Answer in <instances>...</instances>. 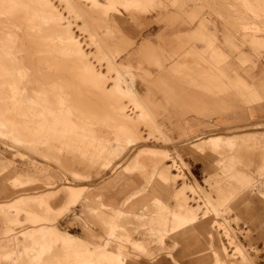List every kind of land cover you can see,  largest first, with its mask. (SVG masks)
<instances>
[{
	"label": "rangeland",
	"instance_id": "1",
	"mask_svg": "<svg viewBox=\"0 0 264 264\" xmlns=\"http://www.w3.org/2000/svg\"><path fill=\"white\" fill-rule=\"evenodd\" d=\"M120 10L129 12L119 15ZM135 12H154L148 15V26L137 29L142 30L141 34L133 32ZM124 14L131 19L126 20ZM164 30L170 37L166 52L159 49L157 38ZM61 35L66 41H60ZM146 38L151 45L143 49L141 45ZM73 46L81 49L79 55L71 49ZM218 46L229 55L221 58L218 66L233 61L235 70L240 72L243 68L249 82L252 79L247 77L252 76L254 68L261 67L264 74V0H0V137L3 138L0 159L9 163L6 173H0V180L6 178L8 183L7 179L13 175H22L33 178L37 184L20 185L15 193L0 191V204L21 196L38 199L29 204L24 202L26 205H19L16 211L0 209V217H15L26 206L45 214L44 200L39 199L52 198L59 192L52 201L56 207L67 197V186L85 188L84 193L80 190L79 203L59 215L54 226L50 221H35L29 209H24L29 221L25 215H19L18 222L12 224L13 232L4 234L10 256L0 258V264H77L80 260L84 261L82 264L106 263L95 259L84 247L74 251L65 248L61 241L54 242L53 249L40 251L35 239L37 231L44 229L46 234H52L47 229L52 226L93 246H103L110 239L107 248L125 264H134L131 250L146 256L151 247L153 252L161 254V259L167 260L170 249L162 251L160 246L166 236L168 245L175 241L180 244L176 255L181 264H264V239L259 238L264 232V212L258 209L264 207L261 199L264 197V101L257 104L260 111L254 113L251 88L244 86L233 71L228 75V92L222 93L218 88L221 82L216 81L211 67ZM139 47L145 69L124 66V56ZM172 51L186 55L175 61L169 56ZM88 61L95 72L104 75L99 83L85 74L83 68ZM166 65L176 86L162 71ZM141 76L149 87L160 91V99H164L165 91L170 96L172 103L165 107H157L155 97L144 100L152 111L157 110L158 121L170 128L176 127L180 111L194 125L207 127L224 113L228 126L244 127L195 130L183 134L180 141L179 134L174 132L176 140L172 142L152 116H144L132 98L124 97L125 92L134 94L130 91L137 78L139 84L143 83ZM240 92L246 95L243 99L237 97L239 102L232 106V95ZM220 93L230 98L222 100L216 96ZM214 99L221 101L212 105ZM120 103L126 108L125 116L130 122L116 116ZM165 111L171 115L170 119L163 116ZM64 118H68L70 125L66 139L54 140L53 129L64 132L67 128L54 123ZM81 124L90 131L78 128ZM80 135L90 141L80 139ZM214 136L228 138L232 143L216 149L206 147ZM150 148L160 154L148 153ZM205 159L213 168L205 167L202 162ZM238 167L250 175L244 183L247 195L253 193L255 186L263 187L260 195L250 196L262 202L254 204L258 208L241 205L225 212L218 207L219 201L215 202L205 190L210 191V184L217 179L220 183L226 180L216 176L213 181L215 174L226 178ZM131 180L135 183L130 187H121ZM135 190L138 197L131 204L140 215L115 212L105 203L111 195L116 204L120 203ZM97 199L100 202H95ZM160 204H163L160 211L153 215ZM229 206L234 207V202ZM173 214L179 218L192 215L194 221L190 226L193 227L186 231L178 229L177 234L164 229L150 230L154 217L166 220ZM213 216L218 217V224L224 222L227 229L219 228L218 224L214 228ZM204 224L207 229L197 228ZM115 226L123 230L115 233ZM27 229L32 230L23 232ZM224 230L235 240L236 244H232L235 250L228 247ZM247 235L250 240L246 239ZM58 244L62 245L63 254L57 250Z\"/></svg>",
	"mask_w": 264,
	"mask_h": 264
},
{
	"label": "crops",
	"instance_id": "2",
	"mask_svg": "<svg viewBox=\"0 0 264 264\" xmlns=\"http://www.w3.org/2000/svg\"><path fill=\"white\" fill-rule=\"evenodd\" d=\"M124 12H129V11L124 10ZM124 12L120 10V13H118V14L119 15H123ZM152 13H154V12H148V13L135 12L132 15V18L136 20L135 21V23H136L135 27L136 28L133 29V32L136 33V31H137L139 34H141L142 30H137V29H143L144 27L148 26V24L146 23L147 20H148V17H149L148 15H151ZM140 16H143V17L141 18ZM124 18L126 20H130L131 19L130 17H127L126 14H124ZM179 25L181 26V24H179ZM110 28H111V24H110ZM165 32H166V30H164L162 33L158 34L157 38L160 40L159 49H161L162 51L166 52L167 49L169 48L166 45L170 44L169 43V41H170L169 38L170 37ZM130 42H132V41L130 40ZM210 42L212 43L213 40L211 39ZM161 44H164V45H161ZM150 45H151V41L148 38H146L144 43L141 45V47H143V49H144V48H146V47H148ZM208 46H209V41H208ZM141 47H139L137 49H132L128 53V55L126 54L127 56H124V60H123L124 66H126L128 68L135 69V70L142 69V68L145 69L143 61L141 59V55H142V48ZM176 55H178V58L176 57ZM185 55H183V56H185ZM211 55L213 56V52H212ZM169 56L173 57L175 59V61H176V59L178 60L180 57H183L182 53L177 52V51L170 52ZM228 56L229 55L220 46L215 51V56H213V59H212V62H211L212 74L215 77L217 82H219V81L221 82V85H219L218 88L222 89V93L223 92H228L227 89H228V87L230 85L229 82H228L229 72L233 71L234 73H238L237 75L239 76V79L244 84V86H246L248 88H251V93H252V100L251 101L255 103L254 104L255 107L253 109V112L256 113L258 110L260 111V107H256V106H257V104H261L262 101H264V74H262V72H261V67H259L258 69H256V68L253 69L252 76L251 77L250 76L247 77V78L252 79L251 82H249V81H247L245 79L243 68H241L240 72L238 70H235V68H234L235 64H234L233 61H227L224 64H221V66H218V62L220 61V59L224 58V57L227 58ZM175 61H172V63H174ZM169 68L170 67H168L166 65L165 68L162 71L164 73H167L169 75V78H171L170 77L171 76V74H170L171 71H170ZM140 78L143 81V83L139 84L137 82V79H138L137 78L135 80L134 84H133V88H132L133 90L130 91V92L134 93L135 95L136 94L138 95V97L142 100V102L144 103V105L147 108V110L150 112V114L152 116V119L156 123L157 127L160 130H162V132L165 134V136L168 138V140H170L172 142H174L176 140V138L174 137V132H177L179 134L178 139L180 141L181 136L183 134H186V133L192 134V132L195 131V130H202V131L206 132V130H205L206 128L210 129V128H215V127H218V128H222L223 127V129L228 130V129H236V128L239 129V128H243L244 127V126L243 127L228 126L227 125L228 124V120L226 118L227 114H224V113L219 114L217 122H215V123L212 122V124H208L207 127L205 125H200V124H195L194 125L193 122L188 120L189 118L186 117L187 116L186 113L180 111L179 113L183 114V115L179 114V117H180L179 119L180 120L178 121V123H176V125H175L176 127H171L170 128V126H168L166 123L158 121V119H157V110L152 111L145 104V101H144L145 99H149V98L155 97L156 103H157V107H163V106L165 107V105H169V104L172 103V100L170 99V96L168 94H166V91H165V95L163 94L165 96L164 99H160L158 97V94H159L160 91L159 90H156V91L153 90L151 87H149V85L147 84V81L142 76ZM168 81H171V84L176 86V80H174L173 78L168 79ZM156 86H157V83H156ZM164 86H166V85H163L161 87H164ZM161 87L158 88V89H161ZM165 88L169 89L168 86L164 87V89ZM244 95H246L244 92H240L239 94L236 93V94L232 95V98H231V101H230L232 106H234L237 103V101H238V100H236L237 97L240 96L243 99ZM216 96L217 97L220 96V98L222 97V100H223V98L226 99V97L230 98L229 95H223L221 93H220V95H216ZM23 100L26 101L25 98H23ZM244 100L246 101V98ZM248 100H249V98H248ZM219 101H221V99H219V100L218 99H214L212 101V105H216ZM55 113H59V111H55ZM163 116L165 118H167V119H170L171 115L169 116L168 111H165ZM39 117H41V114H39ZM212 119H214V117H212ZM53 122H54V118H53ZM15 124H16V122H15ZM54 124H58V125L59 124H64L67 128H64V132L60 131L58 128L53 129L52 138L54 140L55 139H60L62 137L65 138L64 137L65 136V132H67L66 129H68L70 127L68 118H64V121H59V123L55 122ZM74 126H75V124H74ZM78 128H80L82 130L90 131L89 130L90 128L89 127H85L84 124L79 125ZM92 132H94V131H92ZM74 137H71V138H74ZM0 139L3 140V138H1V137H0ZM80 139H82L84 141L85 140H89L90 141V139H87L85 136H81V135H80ZM92 145L93 144L91 142L90 146H92ZM113 148H115V147H113ZM147 152L148 153H152V154H160V151L154 150L152 148L148 149ZM52 156L57 161H60V158L58 156H55L54 154ZM202 162L206 165L205 167L207 169L213 168V166H211V164H209V163H211V162H209V160L205 159ZM107 163H108V161L105 163V165ZM111 166H112V162H111L110 167ZM8 168H9V163H7L6 161L0 159V173H1V175L5 174ZM107 170H108V168H107ZM75 174L77 176H79V177H84V176H82L79 173H75ZM216 176L221 177V178L226 179V180H223V182L220 183V180L219 181H218V179L216 180ZM249 176L250 175H248V173L244 169H242L240 167H238L237 169H235L232 172H230V174H228L226 176V178H224V176H222V174H220V175H216L215 174V176H213L212 180L213 181L216 180V182H213V183L210 184V186H211V190L210 191H207V190H205V191H206L207 194H209L213 198V200L215 202L219 201L218 204H220V205H218V207L220 208V210H223L225 212H228V210H233V209L235 210L236 208L238 209L241 205H244L245 207L253 205V208L254 207L258 208L259 205L254 206V204H256L258 201L262 202L261 199H264V197H262L259 200H257L256 198L253 199V197L257 196V195H260L259 190L261 191L260 187H262V186H259L258 188H257V186H255L256 189L252 190L253 193L252 194L249 193V195H247L248 191L244 189V183L250 178ZM7 180H9L8 183L5 182L6 178H1V180H0V191L4 192L6 194L15 193L16 187H18L20 185L37 186V184H36V182H35V180L33 178H30V177H26L25 178V176H22V175H15V176L13 175V177H11L10 179H7ZM158 180H159V182L164 183L161 179L158 178ZM28 182H30V183H28ZM133 183H135V180H131L129 182H126V183L122 184L121 187H125V188L126 187H130ZM72 188L77 189V190H83V193H84V189H85V188H80V187L67 186V188H66L67 197L64 198L60 202V204L58 206H56V207L53 206L52 201L54 199H56V196H57V194L59 192H57V194L53 195L52 198L44 197V198L39 199V200H44L46 205L50 209L55 211V212L63 210V209L70 210L73 207L72 204H73L74 199H75L73 192L70 190ZM82 196H83V194H82ZM250 196H253V197H250ZM136 197H138L137 190L131 192L127 197L123 198V200L120 203L116 204L115 197H113L112 195L105 200V203L108 205L109 208L110 207L114 208L115 212L116 211H121L122 213H124L127 216L140 215L139 212L134 210V208H133L134 205L131 204V201L134 200ZM20 200H23V201L27 202L28 204L38 201L37 198H33V197H29V196H21V197L16 198L15 200H13L10 203L0 204V209L3 210L2 206L15 205ZM143 201H144L143 199H140V202H143ZM95 202H100V200L97 199ZM231 202H234V207L232 206V208L229 206V203H231ZM162 205L163 204L159 205V208L156 209V211L153 212V215L160 211V208H161ZM122 207H123L124 210H126V212L127 211L128 212L125 213L121 209ZM8 209L3 210V211L6 212V211H8ZM24 209H29V212H30V210L33 211V212L35 211V210H33V207L31 208V207L26 206V207L21 208L20 211L18 210L17 215L15 217H12V218H2V217H0V258L1 259H5L6 257L10 256V254L7 251V246H6V241H5L4 234H8V233H12L13 232L14 225H12V224H16L18 222L17 217L19 215H22V214L25 215V217H26L25 220L29 221L28 220L29 218H28V216L25 213L26 210L24 211ZM258 209H261V211L263 210V212H264V207L258 208ZM192 227L193 226H188V227H186V228H184V229H182L180 231H186L187 229L192 228ZM35 228H37V227H35ZM35 228H33V229H35ZM197 228L200 229V230H205V229H207V225L206 224H204L202 226L198 225ZM30 230H32V229H27V230H25L23 232H27V231H30ZM180 231H178V232H180ZM178 232H176L174 234H177ZM174 234H171V235H174ZM71 235H73V234H71ZM74 236H76V235H74ZM166 237L162 239V242H161L160 246L162 248L161 249L162 251L170 249V251H168V257H166L167 260L161 259V256H160L161 254H157V253L153 252V249L151 247L148 250V252L146 253V256H139V254H137L135 251L131 250L130 256L132 258L133 263L134 264H165L166 262H169L171 264H181L179 262L178 256L176 255L180 244H178L175 241L174 244L170 246V245H168L166 243V240H167ZM248 237H249V240H250L251 237L249 235L246 236V239L248 240ZM259 238L260 239H264V232H263V234L260 235ZM82 240H84V239H82ZM108 241H109V239L106 240V244L103 245L102 247H106L107 248L108 245H110V243H111L110 242L107 245ZM129 241H131V240L129 239ZM239 242H240V244L242 243L240 238H239ZM96 246H99V245H96ZM136 246L139 247V248H144V246L141 243H136ZM244 247L246 248V246H244ZM57 250L61 251V252H59L60 254H63V248H62L61 244H58ZM107 250L109 252L108 258L112 262H116V257L115 256H119V255L114 253V252L109 251V248H107ZM137 256H139L140 259H138ZM121 261H122L123 264H125V262L122 259H121ZM83 262H84L83 260L82 261L80 260V261H78L77 264H82Z\"/></svg>",
	"mask_w": 264,
	"mask_h": 264
},
{
	"label": "bare ground",
	"instance_id": "3",
	"mask_svg": "<svg viewBox=\"0 0 264 264\" xmlns=\"http://www.w3.org/2000/svg\"><path fill=\"white\" fill-rule=\"evenodd\" d=\"M127 1V0H126ZM26 2V1H25ZM85 2V1H84ZM135 2V0H134ZM146 2V1H145ZM195 2V1H194ZM83 3V2H82ZM149 3V2H148ZM99 4V3H98ZM101 4V2H100ZM125 5V4H124ZM123 5V6H124ZM129 5V4H128ZM225 5V4H224ZM136 6V5H135ZM138 6V5H137ZM218 6V5H217ZM105 7V5L103 6ZM111 7V6H110ZM125 7L127 8V6L125 5ZM123 7V8H125ZM91 8V7H90ZM15 17V16H14ZM3 19V18H2ZM1 19V20H2ZM5 20V19H4ZM12 23V22H11ZM13 24V23H12ZM205 27V26H204ZM57 29V28H56ZM65 31V30H64ZM3 32V31H2ZM226 33V32H225ZM38 36V35H37ZM60 41L64 42L66 41V39L63 37V35L60 36ZM68 40V39H67ZM75 41V40H74ZM78 44V43H77ZM74 47V46H73ZM79 47V46H78ZM75 48V49H74ZM71 49L77 53L78 55L80 54V50L81 49H78L76 47H74ZM44 49V48H43ZM52 49V48H51ZM46 50V49H45ZM53 50V49H52ZM55 51V50H54ZM82 52V51H81ZM27 53V52H25ZM50 53V52H49ZM13 54V53H12ZM44 54V53H43ZM51 55V54H50ZM55 56V55H54ZM52 58V57H51ZM60 58V57H59ZM76 58V57H75ZM37 59V58H36ZM55 59V58H54ZM63 59V58H62ZM74 59V58H73ZM58 60V59H57ZM70 61V60H69ZM36 62V61H35ZM62 62V61H61ZM71 62V61H70ZM77 62V60H76ZM80 62V61H79ZM89 62V61H88ZM87 64H85V74L87 75L88 79L90 78L94 83H97L99 81V79H101V77H103L104 75L99 73L98 72H95L94 69L88 65V64H91L90 62ZM47 63V62H46ZM86 63V62H85ZM64 64V63H63ZM70 64V63H69ZM76 64V63H75ZM82 64V63H81ZM84 64V63H83ZM67 65V64H66ZM92 65V64H91ZM50 66V65H49ZM71 66H74V65H71ZM78 66V65H77ZM80 66V65H79ZM78 66V67H79ZM68 67V65L66 66V68ZM40 68V67H39ZM65 68V70H66ZM76 68V67H75ZM77 69V68H76ZM69 70V69H68ZM72 70V69H71ZM75 70V69H74ZM81 70V69H80ZM79 70V71H80ZM64 72V71H63ZM70 72H73V71H70ZM77 72V71H76ZM62 73V72H61ZM75 73V72H74ZM79 72H77V75H78ZM105 73V72H104ZM108 73V72H107ZM39 74V73H38ZM65 74V73H64ZM84 74V73H83ZM44 75V74H42ZM108 75V74H107ZM64 76V75H63ZM67 76V74H66ZM73 77V76H72ZM107 77V76H106ZM81 78V77H80ZM79 78V79H80ZM84 79V78H83ZM63 81V80H62ZM65 81V80H64ZM76 81V80H75ZM57 82V81H56ZM100 82V81H99ZM98 82V83H99ZM46 84V83H45ZM61 84V83H60ZM72 84V83H71ZM76 84V83H75ZM90 84V83H89ZM74 85V84H73ZM79 85V83H78ZM93 85V84H92ZM97 85V84H96ZM69 86V85H68ZM85 86V85H84ZM88 86V84H87ZM86 87V86H85ZM6 88V87H5ZM76 88V87H75ZM78 88V87H77ZM88 88V87H87ZM84 89V88H83ZM86 89V88H85ZM14 90V89H13ZM44 90V89H43ZM51 90V89H50ZM106 90V89H105ZM45 91V90H44ZM102 91V90H101ZM112 91V90H111ZM5 92V91H4ZM15 92V91H14ZM80 92V91H79ZM71 93V92H70ZM77 94V93H76ZM10 95V94H9ZM124 97L126 98H132L136 103L137 105L143 110V113H144V116H151L150 112L147 110V108L145 107L144 103L142 102V100L138 97V95L136 94H129V93H124ZM9 98V97H8ZM78 99V98H77ZM73 101V100H72ZM77 101V100H76ZM121 101V100H119ZM0 104H2V99L0 98ZM92 104V103H91ZM22 105V104H21ZM125 109L124 108V105H122V103H120L119 106L116 107V116L118 115L120 119H122L123 121H126V122H130L129 120H127V117L125 116L126 112H125ZM115 110V109H114ZM110 117V116H109ZM19 121V120H18ZM129 125V124H128ZM0 126H2V123L0 124ZM231 140L228 139V138H225V137H222V136H214L212 137L207 143H206V147L208 146L209 148H212V149H216L220 146H226V145H229L231 144ZM221 149V148H220ZM207 153V152H206ZM32 181V180H31ZM16 182V181H15ZM22 182V181H21ZM25 183V182H24ZM30 183V182H28ZM72 192L74 194V202L72 205H76V202L79 200L80 196H81V191L80 190H77V189H74L72 188ZM23 198V197H22ZM81 199V198H80ZM25 201L23 200H20L18 201L15 205H11V206H2V209L3 210H6L8 209L7 207H9V209H12L14 211H16V209L18 207H20L19 205H26L24 204ZM27 203V202H26ZM44 203V207L43 209L45 210V214H40L37 209L38 208H35L36 211L34 212H31L28 213L31 215L32 218H34L35 221H50V225H55L57 223V217L59 215H62L64 214L66 211H68V209H63V210H60V211H53L52 209H50L45 201L43 202ZM48 203V202H47ZM51 203V202H50ZM78 203V202H77ZM8 209V210H9ZM42 209V207L40 208ZM195 209V208H194ZM55 210V209H54ZM51 215V218H48L47 217ZM217 218L216 216H213V227L216 228L217 227ZM223 220V219H222ZM226 220V219H225ZM194 219L192 217V215H188V216H184V217H181L179 218L177 215L173 214L171 215L168 219H160L158 217H154L152 220H151V225H150V230L151 231H160L161 229H164L166 230L167 232H171V233H174L176 231L179 230H182L190 225H192ZM104 222V220H103ZM107 223V222H105ZM223 223H220L218 224V227L219 228H222V229H227V227H225ZM43 225V224H42ZM223 225V226H222ZM50 227V228H47L48 231L51 230L52 234H46V232L44 231V229H41V230H38L37 231V234H36V244L37 246L39 247V250L40 251H48L50 249H53V245H54V242L56 241H61L62 242V245L67 248V249H78L80 247H84L86 249V252L88 253H91V255L96 259L98 260H105L106 263L105 264H111L112 261L108 258V250L106 247H102V246H93L87 242H85L84 240H82L80 237L78 236H74V235H71L70 233H66V232H62L60 230H58V228L56 227ZM121 230H123V227L119 226ZM114 232H119L121 230H118L117 227L115 226L114 227ZM113 233H111V236H112ZM223 236L227 242V245L230 249H233L235 250V247L232 246L233 242L234 244H236L235 240L233 238H231V235L229 236L228 233H226V231L224 230V233H223ZM25 237V236H24ZM238 237V236H237ZM110 240V239H109ZM224 243V242H223ZM233 244V245H234ZM108 245V244H107ZM109 246V245H108ZM75 251V250H74ZM235 253V251L233 252ZM116 257V263L117 264H123L122 261H121V258L119 256H115ZM92 261H89V262H86L84 264H91Z\"/></svg>",
	"mask_w": 264,
	"mask_h": 264
}]
</instances>
